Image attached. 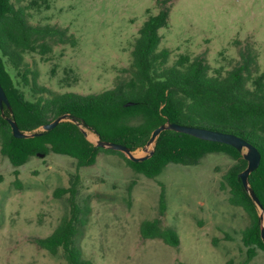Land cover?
<instances>
[{
    "label": "rangeland",
    "instance_id": "rangeland-1",
    "mask_svg": "<svg viewBox=\"0 0 264 264\" xmlns=\"http://www.w3.org/2000/svg\"><path fill=\"white\" fill-rule=\"evenodd\" d=\"M25 0L34 25L67 28L77 44H54L41 55L26 54L37 68L39 84L57 92L99 93L131 76L132 50L144 21L162 6L169 24L160 29L161 47L180 54L202 55L211 74H226L251 52L254 74L264 72V0ZM28 99H35L18 71L9 67ZM89 139L97 135L89 127ZM92 136V137H91ZM154 144L150 146L153 149ZM148 153L144 145L134 150ZM235 163L226 153H209L198 165L169 164L156 178L136 172L119 153L102 150L95 164L78 168L75 158L39 153L17 169L0 152V264H66L61 254L42 248L37 237L49 235L69 213L71 176H81L80 195L91 196L92 213L80 239L95 264H240L247 247L242 230L248 213L232 205L223 175ZM166 190L167 208L160 212ZM158 217L175 227L179 246L144 238L140 224ZM249 264H264V251Z\"/></svg>",
    "mask_w": 264,
    "mask_h": 264
},
{
    "label": "trees",
    "instance_id": "trees-1",
    "mask_svg": "<svg viewBox=\"0 0 264 264\" xmlns=\"http://www.w3.org/2000/svg\"><path fill=\"white\" fill-rule=\"evenodd\" d=\"M169 1L158 0V3L165 5ZM24 2L0 0V82L11 105V109L5 105L4 113L0 107V152L17 168L15 173L19 174L18 167L39 153L69 155L80 168L95 164L99 153L106 150L121 154L136 172L156 178L171 163L198 165L209 153H226L235 163L223 175L222 186L229 191V202L242 207L251 220L242 230L247 251L240 264H249L259 250L264 251L259 210L240 177L248 165L241 151L225 143L166 129L158 136L149 158L133 161L120 150L91 142L80 125L89 127L103 140L124 144L133 151L145 147L153 131L164 123L176 122L240 135L262 154L261 163L249 180L264 206V72L254 74L251 65L255 59L251 52H243L244 61L224 75L211 74V65L202 55L192 57L183 53L170 63L172 51L161 47L160 33L169 24L170 9L162 6L139 30L128 79L99 93L57 92L39 84L40 72L26 61V54L46 55L57 43L75 46L77 38L67 28L32 24L30 5ZM9 67L18 71L35 99L26 97ZM66 113L69 120L30 138L15 137L7 120V116H13L22 131H34ZM80 182L77 172L71 176L68 187L56 189L57 196L68 194L69 213L49 235L37 237L36 242L53 255L61 254L66 264H95L85 256L80 242L92 213L91 196L80 195ZM166 208L163 186L160 212L163 214ZM140 232L144 238L162 239L172 246L180 244L177 229L163 226L158 217L144 219Z\"/></svg>",
    "mask_w": 264,
    "mask_h": 264
},
{
    "label": "water",
    "instance_id": "water-1",
    "mask_svg": "<svg viewBox=\"0 0 264 264\" xmlns=\"http://www.w3.org/2000/svg\"><path fill=\"white\" fill-rule=\"evenodd\" d=\"M5 105H7L11 109L10 101L8 99L6 91L0 82V107L3 113H4ZM69 119H70V116L66 113V114L59 116L54 121L42 125L41 127L37 128L34 131H22L17 121L14 119V117L7 116V120L12 127V132L14 136L18 138H30V137L41 135L45 131H49L53 129L62 121L69 120ZM73 120L76 121L75 119ZM80 125L86 137L88 139H91L84 125L83 124H80ZM166 129H172L178 132L188 133L190 135H193L195 137L208 140V141L225 143V144L235 147L236 149H238L239 151L243 153L244 158L248 161V165L246 169L240 173V177L243 181L246 191L252 197V199L254 200L259 210V215L262 221L261 234H262V239L264 241V206L262 202L260 201L259 197L257 196L256 192L252 188L250 184V180H249L250 174L259 167L261 163V159H262V154L260 150L253 143L248 141L246 138L240 135H237L235 133L225 132L221 130H214L211 128H206V127H201V126H194V125H187V124H180V123L173 122V123H164L153 131L150 139L148 140L146 146L144 147V149L148 151V153L143 156L136 155L134 151L130 149V147L124 144L101 139L100 135L97 134L96 132H94V134L97 135L95 144L103 148L120 150L124 152L133 161H143L149 158L154 153V147L153 149H150V146L152 144H154L155 146L158 136L160 135L162 131Z\"/></svg>",
    "mask_w": 264,
    "mask_h": 264
}]
</instances>
